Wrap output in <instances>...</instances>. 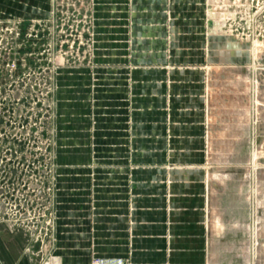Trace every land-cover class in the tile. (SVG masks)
Masks as SVG:
<instances>
[{
	"label": "rangeland",
	"instance_id": "374dc122",
	"mask_svg": "<svg viewBox=\"0 0 264 264\" xmlns=\"http://www.w3.org/2000/svg\"><path fill=\"white\" fill-rule=\"evenodd\" d=\"M53 2L40 27H0V226L19 234L36 264H56L60 200L69 192L59 158L74 150L63 141V74L86 72L96 90L100 75L150 70L138 58L164 50L185 60L153 69L171 78L161 82L174 106L173 131L201 124L205 140L201 165L175 160L174 167L200 166L213 192L228 183L240 222L226 225L213 264H264V0H204L208 27H126L122 37L97 27V0ZM108 57L124 64L110 68ZM141 143L138 153L148 155ZM208 227L224 230L217 220Z\"/></svg>",
	"mask_w": 264,
	"mask_h": 264
},
{
	"label": "crops",
	"instance_id": "0c3cea01",
	"mask_svg": "<svg viewBox=\"0 0 264 264\" xmlns=\"http://www.w3.org/2000/svg\"><path fill=\"white\" fill-rule=\"evenodd\" d=\"M203 5L204 0H97L96 25L111 27L102 31L115 37L124 36L126 27H208ZM53 6V0H0V27H40ZM165 48L169 50V45ZM173 57L163 50L145 63L138 58L150 70L132 76L124 71L102 74L96 90L86 72L63 74L62 88L67 92L62 103L67 126L63 141L66 149L74 150L59 158L69 192L60 200L54 263L91 264L100 259L213 264L212 257L223 251L226 225L240 223L228 204V183L213 192L212 175L200 166L174 167L175 160L198 159L201 165L205 140L201 124L173 131L178 125L174 106L169 88L161 82L171 78L153 70L175 67L176 60L184 58ZM107 59L110 68L124 64ZM138 138L148 155L138 153ZM138 160L151 164L131 168L138 167ZM241 190L237 189L238 199ZM229 209L233 216L228 219ZM215 220L224 230L208 227ZM4 227L0 226V264H36L24 252L19 234Z\"/></svg>",
	"mask_w": 264,
	"mask_h": 264
},
{
	"label": "built area",
	"instance_id": "2783aa9c",
	"mask_svg": "<svg viewBox=\"0 0 264 264\" xmlns=\"http://www.w3.org/2000/svg\"><path fill=\"white\" fill-rule=\"evenodd\" d=\"M77 3L79 4V2H77ZM91 264H122V263L121 262H119V263H110V262H106V261H103V260L96 259Z\"/></svg>",
	"mask_w": 264,
	"mask_h": 264
}]
</instances>
